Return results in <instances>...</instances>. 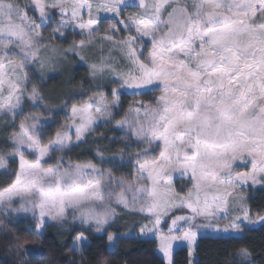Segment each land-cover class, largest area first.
<instances>
[{"label":"snow or ice","instance_id":"obj_1","mask_svg":"<svg viewBox=\"0 0 264 264\" xmlns=\"http://www.w3.org/2000/svg\"><path fill=\"white\" fill-rule=\"evenodd\" d=\"M103 42L107 58L90 59ZM73 60L87 66L82 81ZM53 72L76 91L61 92L67 122L42 139L45 117L27 106L50 110ZM126 90L156 95L123 111ZM84 145L92 159L73 161ZM0 170L11 173L0 216L34 222L11 237L17 264L50 227L72 229L80 264L90 234L125 237L119 221L158 234L166 264L178 241L197 264L201 230L264 226V207L253 210L249 196L264 188V0H0ZM233 259L256 264L247 247Z\"/></svg>","mask_w":264,"mask_h":264},{"label":"trees","instance_id":"obj_2","mask_svg":"<svg viewBox=\"0 0 264 264\" xmlns=\"http://www.w3.org/2000/svg\"><path fill=\"white\" fill-rule=\"evenodd\" d=\"M108 56L107 43H102L94 51L89 53L90 59L97 57ZM113 57L115 54L113 53ZM72 76L79 81H82L87 76V66L82 64L79 60L71 62ZM46 92L50 94V107L57 109L62 106L61 92L67 94L76 91L74 87L70 88L67 85L66 77L61 72L53 74L48 77ZM144 100L145 102L152 100V96L144 95L139 97H123L120 103L123 106V111L136 101ZM45 116H52L55 121L63 119L59 111H36ZM113 129L108 127H101L100 132L107 134ZM119 138L120 133H115ZM91 145H84L79 148H74L68 154L73 161L92 159L89 149ZM118 167V166H117ZM15 168V165H13ZM127 173V169H126ZM11 173L4 174L0 171V184L5 183ZM186 181H176L179 187ZM251 197L250 204L253 210H258L264 207V188L257 186L249 192ZM4 218V217H3ZM34 224L28 219L4 218L0 223V264H17L19 257L16 254L11 241L13 234L33 228ZM121 233H126L130 228H133L130 221H119L115 225ZM68 234L61 235L60 229L50 227L44 233L42 239H31L25 245L28 254L25 257V264H49L50 259H57L61 264H80L81 257L74 255L69 249L72 248L71 231L69 228L65 230ZM102 234L92 233L89 235V240L94 241L90 250L84 253V264H95L98 256H102L108 261V264H166L158 251V242L156 239L141 237L139 235L126 236L118 243L108 244L106 239H99ZM240 247H247L253 250V255L256 259V264H264V226L257 229H249L242 237H202L198 241L196 250L197 264H238L233 259L236 251ZM191 257L188 249H180L174 254L175 264H190Z\"/></svg>","mask_w":264,"mask_h":264},{"label":"rangeland","instance_id":"obj_3","mask_svg":"<svg viewBox=\"0 0 264 264\" xmlns=\"http://www.w3.org/2000/svg\"><path fill=\"white\" fill-rule=\"evenodd\" d=\"M26 2V0H25ZM111 16L110 14H104L102 13L101 14V26L103 28H107L110 26V22H111ZM47 35V33H45ZM104 43H107V42H104ZM107 58V56L105 57ZM58 72H53V73H50L48 77L52 76L53 74H57ZM61 73V72H60ZM48 77H46V79H48ZM110 95V94H109ZM152 96V99L154 98V96L156 95V93H152L150 94ZM139 97L140 95H134L132 90H126L123 92V94L121 95V98H120V101L123 97ZM28 110L29 111H32L34 114L36 115H42L43 117H45L44 120H42V132H43V136H42V139H46L47 136H51V135H54V132L58 129V127L61 125V124H64L67 122V117L69 115V113L65 110H62V106H60L59 108L57 109H52L50 107V110L48 109H44V108H35L34 106L32 105H28L27 106ZM36 111H45L47 113V111H59L60 114H62L63 116V119H61L60 121H55L53 119V117L50 115V116H45L44 113L41 112V114L37 113ZM1 171V170H0ZM124 172L126 174V169H124ZM177 181H180V180H177ZM186 181V178L185 180ZM12 218H15V219H28L30 220L33 224V219L30 217V216H25L23 214H21L20 216H12ZM2 220H4V218L2 216H0V223H2ZM122 223L125 222V221H121ZM260 224H256V225H249L245 231L243 233H230V234H224V233H216V232H213L211 230H201L199 235H198V238H201V237H242L247 230L249 229H257L259 228ZM165 232H167V229L165 228ZM126 236H134V235H137L135 230L133 228H130L126 231L125 233ZM150 238H153V239H156L157 242H158V234H151L149 235ZM178 248H188V245L186 242H176L174 244V249H178Z\"/></svg>","mask_w":264,"mask_h":264},{"label":"crops","instance_id":"obj_4","mask_svg":"<svg viewBox=\"0 0 264 264\" xmlns=\"http://www.w3.org/2000/svg\"><path fill=\"white\" fill-rule=\"evenodd\" d=\"M202 238V237H201ZM200 238L197 239V245H198V241H199ZM180 249H188V248H178V249H174V254L176 251L180 250ZM159 254L161 255L162 257V253L159 252ZM196 255V254H195Z\"/></svg>","mask_w":264,"mask_h":264}]
</instances>
